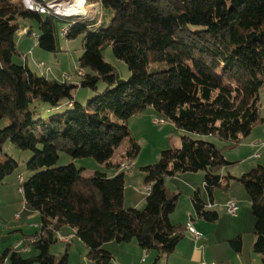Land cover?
Instances as JSON below:
<instances>
[{
  "label": "trees",
  "instance_id": "obj_1",
  "mask_svg": "<svg viewBox=\"0 0 264 264\" xmlns=\"http://www.w3.org/2000/svg\"><path fill=\"white\" fill-rule=\"evenodd\" d=\"M87 2L98 4L103 18L40 14L24 8L21 0H0V121H8L0 128V185L19 167L5 148L12 145L30 152L25 167L32 174L26 179L20 176L19 188L40 219L30 236L35 238L31 248L36 253L24 256L9 246L0 250V264H68V243L64 254L50 252L62 226L74 230L95 264H109L112 259L105 243L133 239L143 251L155 250L150 264H159L187 233V224L170 219L180 193L168 191L164 180L197 171L204 172L211 201L212 190H227L231 179L243 185L254 219L252 250L264 264V166L258 164L239 177L223 179L220 173L231 164L224 149L239 145L261 119L264 0ZM109 11L113 15L107 23ZM19 17L36 21V44L44 51L59 52L60 38L83 36L76 83L47 78L25 62L13 61L20 55ZM108 45L128 67L126 79L105 60ZM150 64L165 66L148 72ZM100 82L105 84L102 91ZM77 87L95 95L82 104L74 97ZM146 108L179 130L213 135L225 145L219 148L208 140L182 135L180 146L163 149L156 163L141 168L143 185L150 190L144 207L138 209L124 206L121 168L139 152L127 120ZM124 141V152L113 161ZM59 152L73 159L91 157L119 172L109 176L95 170L84 176V167L73 163L56 166ZM191 201L196 217L217 220V212L207 209L199 189ZM228 242L234 251L241 250V235Z\"/></svg>",
  "mask_w": 264,
  "mask_h": 264
},
{
  "label": "rangeland",
  "instance_id": "obj_2",
  "mask_svg": "<svg viewBox=\"0 0 264 264\" xmlns=\"http://www.w3.org/2000/svg\"><path fill=\"white\" fill-rule=\"evenodd\" d=\"M90 6L91 5L86 4L85 10L88 15L92 17L96 16L98 20H100L101 17L103 18L102 11L98 13L94 10V7ZM112 15V11L106 14L105 20L107 23L111 20ZM17 22L20 27L28 25L32 28L33 33H39L35 20L19 17ZM25 38H27L30 43L28 50L23 47L24 44L20 41L18 42L19 38L16 36L17 48L20 55L13 58L14 62L24 64L25 58L27 57L30 68L35 71H37V68L40 69L37 64L44 62L47 67H51L54 71L66 73L70 76L69 80L73 83L79 80L76 68H78V58L83 52L82 35L70 40V42L68 41L69 43H66L64 38H60L59 47L61 49L59 52H48L40 49L36 44L34 35H29ZM32 51L34 52L33 54ZM104 58L117 70L120 77L126 79L129 76L128 67L122 60L114 57L110 45L106 46L104 49ZM32 61H34L35 64H33ZM164 66L163 64H150L147 66V71L159 70ZM104 88L105 84L100 82L98 84V90L102 91ZM94 95L95 93L93 91L81 87H77L74 93L75 99L82 104H85L86 100ZM259 108L261 119L251 133L243 139L245 140L244 143L241 142L235 147L224 149L223 155L231 164L220 170L223 179L228 175H237L235 177H239L258 164L264 166V148L259 149L261 153L259 157V153L255 154L258 150L248 144L249 140L254 137L258 138V140H264V86H262L259 91ZM6 125H8L7 120L0 121V128ZM127 125L132 137L139 146V152L134 159L126 161L122 165L124 166L126 163L130 162V168H121L125 173L124 203L126 205H124L134 206L138 209L144 207L145 195L147 194L142 182L141 168L156 163L163 149L180 146L182 135H188L194 139L208 140L219 148L225 145V143L213 135H200L179 130L175 128L170 121L164 119L150 108H146L131 116L127 120ZM126 143L127 142L124 141L116 150L113 157L114 161H117L124 152ZM263 144L264 142H262L261 145ZM9 150L13 153V158L19 162V167L17 170L8 174L3 184L0 185L1 251L9 246L15 245L16 241L23 237V233L27 235L33 234L36 231V228L33 226L39 219L38 211L31 209L25 203L21 191H19V176L26 179L32 174V172L27 171L25 167V163L31 157V153L28 151H17L12 145H8L7 148H5L7 154H9ZM69 163H73L76 167H84V176L92 174L95 170L106 171L107 173L112 172L111 169H106L104 164L98 163L91 157L73 159L69 154L59 152V159L55 165L63 166ZM173 177H166L164 183L168 191L180 193L177 205L170 215V219L173 223H186V221L190 220L191 216L193 218L191 222L193 224L197 222L195 227L202 231V237L195 240L193 237L190 238L187 232L185 237L181 240V243H179L178 253L173 255V257L171 254L168 256L164 255L159 261V264H166V260L168 259L170 260L169 264H189L188 261H183L180 258V255H182L180 251L184 248L187 251L189 246L187 240L189 239L194 242V246L200 244L199 250L201 253H203L206 247L205 251H207V255L204 260L208 263L216 261L218 264H262L261 255L252 250V244L254 242V219L250 209L249 197L239 181L231 179L227 190L224 188H214L212 190L213 204H209V194L204 187L203 171L178 173ZM197 189L200 190L202 199L208 203L207 209L217 212L218 218L214 222H208L195 216L191 197ZM230 199H233L238 206L237 214L234 216L226 212L225 204ZM16 214H19L18 218L15 217ZM203 227H206L205 230H202ZM237 234H241L242 237V250L240 253L235 252L228 242L230 238L236 237ZM205 240L208 242H205ZM104 247L112 255L109 264H150L153 260V255H156L155 250L149 251L150 255H148V252L143 251L134 239L125 243L110 241L105 243ZM66 249L67 247L65 244L57 240L51 246L50 252L57 256L64 254ZM35 253V250L31 248L29 252H24L23 255L30 256ZM67 253L68 264H95L86 256L87 248L76 236H73L72 240H70Z\"/></svg>",
  "mask_w": 264,
  "mask_h": 264
},
{
  "label": "crops",
  "instance_id": "obj_3",
  "mask_svg": "<svg viewBox=\"0 0 264 264\" xmlns=\"http://www.w3.org/2000/svg\"><path fill=\"white\" fill-rule=\"evenodd\" d=\"M90 7H94V10L96 11V12H100L101 11V8H100V6L98 5V4H94V5H91ZM87 17L88 18H93L91 15H87ZM96 17V16H95ZM19 30H22V31H24L23 33H19L18 31ZM18 31H17V36H18V38H19V40H18V42L20 41L22 44H24V48H27L26 50H28V48L30 47V43L28 42V40H27V38H25V37H27V36H29L30 34L28 33V31L29 30H31L32 31V28L30 27V26H28V25H24V26H22V27H20V29H19ZM27 32V33H26ZM70 42V40H68V39H65V42L66 43H69ZM18 47V46H17ZM61 49V48H60ZM63 50V49H62ZM34 52L32 51V54H33ZM33 62V64H35V62L34 61H32ZM25 63H26V65L30 68V66H29V60H28V58L26 57L25 58ZM38 65V64H37ZM36 66V65H35ZM36 68H37V66H36ZM49 68V72L47 73V72H45V70H43V69H39V68H37L36 70L37 71H35V70H33V69H31L32 71H34V72H36V73H39V74H41V75H44V76H46L47 78H50V79H56V80H58V81H61L62 80V77L64 76V75H67L66 73H59L58 71H54L51 67H48ZM62 76V77H61ZM72 79H73V77H72ZM71 81V80H70ZM76 83V82H75ZM151 109V108H150ZM244 141L245 140H243L242 142L244 143ZM262 142H264V140H258V138H252L251 140H249V142H248V144L249 145H251L252 147H255L256 148V150H258L257 152H255V154L256 153H259V157H260V155H261V153L259 152V149H263L264 148V144L263 145H261L262 144ZM254 154V155H255ZM258 157V158H259ZM114 161V160H113ZM112 172H109L108 174H109V176H113V175H115L116 173H118L119 171H116V170H111ZM178 174V173H177ZM175 176V175H174ZM233 176V175H232ZM235 176H237V175H235ZM235 176H233V177H235ZM141 177H142V179H143V175L141 174ZM19 178H20V176H19ZM174 178V177H173ZM124 182H125V173H124ZM164 183H165V180H164ZM7 185V184H6ZM2 187H4V186H2ZM1 189H5V188H1ZM3 191V190H2ZM124 192H125V189H124ZM171 192V191H170ZM3 194H6L5 192H2ZM172 193H175V192H172ZM8 195V194H7ZM200 196H201V192H200ZM124 198H125V194H123V203H124ZM209 198V204H213V198H212V201H211V199H210V196L208 197ZM201 199H202V197H201ZM233 200V199H232ZM212 202V203H211ZM125 204V203H124ZM126 205V204H125ZM124 205V206H125ZM125 207H134V206H125ZM191 221H193V218L190 216V220H188V221H186V223L185 224H187V222L188 223H190ZM39 222V219H38V221H37V223L36 224H34V228H36V231L38 230V223ZM191 225L197 230V231H199L201 234H202V231L201 230H199V228H197V227H195V225H197V222H195L194 224L191 222ZM205 228L206 227H203L202 228V230H205ZM35 231V232H36ZM22 232V231H21ZM34 232V233H35ZM33 233V234H34ZM58 233L60 234V235H62V236H71V240H72V237L73 236H75V232H74V230L73 229H71L70 227H68V226H62L59 230H58ZM189 233V232H188ZM33 234H29V235H27V234H25V233H23V237L20 239V240H18V241H16V243H15V245H18L19 243L20 244H23V245H29V246H31V244H30V242H29V238H30V236H32ZM237 235H241V234H237ZM236 236V235H235ZM189 237L191 238V237H193L190 233H189ZM194 238V237H193ZM232 238H234V237H232ZM232 238H230V239H232ZM229 239V240H230ZM241 239H242V237H241ZM188 242H187V244H189V246H188V248H187V251L185 250V248L182 250V251H180L181 252V254L182 255H180V258L183 260V261H188V263L189 264H198L199 262H201V261H205L204 260V258H205V256L207 255V251H205V249H206V247L204 248V250H203V253H201L200 252V250H199V245H197V246H194V242L191 240V239H189V240H187ZM205 242H208L207 240H205ZM179 243H181V241L179 242ZM177 244V246L175 247V249H174V251L171 253V255H172V257H173V255H176V253H178V247H179V245L180 244ZM15 245H12V246H15ZM68 245H69V243H68ZM65 246H66V244H65ZM207 248H209V247H207ZM121 249H123V248H121ZM241 250H242V246H241ZM241 250L239 251V252H237V253H240L241 252ZM146 252H148V255H150V253H149V251H146ZM236 252V251H235ZM154 255H153V259H154ZM169 258V257H168ZM167 258V259H168ZM153 261V260H152ZM169 259L168 260H166V264H169ZM206 262V261H205ZM211 262H216V261H211ZM218 264V263H217ZM244 264V263H243Z\"/></svg>",
  "mask_w": 264,
  "mask_h": 264
},
{
  "label": "built area",
  "instance_id": "obj_4",
  "mask_svg": "<svg viewBox=\"0 0 264 264\" xmlns=\"http://www.w3.org/2000/svg\"><path fill=\"white\" fill-rule=\"evenodd\" d=\"M24 8L35 11L40 14H56V15H63V16H82V17H87V12H86V4L87 0H21ZM75 7L76 10L70 13L60 12L61 10H68L69 8ZM19 33H23L24 31L19 30ZM66 33V29H62V34ZM31 35H34V38L37 40L38 34L36 33H31ZM38 66L40 69L45 70V72H49V68L45 65L44 62L38 63ZM80 74V72L78 73ZM63 79L61 81H70L69 78L70 76L64 75L62 77ZM124 169L125 168H130V162L126 163L124 166H122ZM21 180V177L19 178V181ZM145 192H149L150 187L145 186ZM19 191L22 192L21 188H19ZM26 203V202H25ZM226 207V212L230 214L231 216H234L237 214L238 211V206L235 201L232 199L228 200L225 204ZM15 217H19V214H16ZM39 227V224H38ZM187 232H189L195 240H198L202 237V234L197 231L191 223H187ZM57 240L60 242L67 244L71 240V236H62L58 233V231L55 232ZM31 240V241H30ZM35 241V238H29L30 244H32ZM31 246L29 245H23V244H18L14 246V249L24 253V252H29ZM198 264H217L216 262H205L201 261Z\"/></svg>",
  "mask_w": 264,
  "mask_h": 264
},
{
  "label": "bare ground",
  "instance_id": "obj_5",
  "mask_svg": "<svg viewBox=\"0 0 264 264\" xmlns=\"http://www.w3.org/2000/svg\"><path fill=\"white\" fill-rule=\"evenodd\" d=\"M76 10V8L75 7H72V8H69L68 10H61L60 12H66V13H70V12H73V11H75Z\"/></svg>",
  "mask_w": 264,
  "mask_h": 264
}]
</instances>
